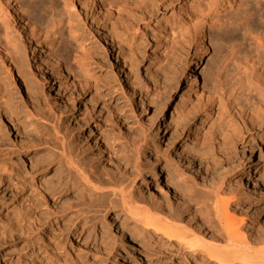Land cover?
I'll list each match as a JSON object with an SVG mask.
<instances>
[{
  "label": "rangeland",
  "instance_id": "rangeland-1",
  "mask_svg": "<svg viewBox=\"0 0 264 264\" xmlns=\"http://www.w3.org/2000/svg\"><path fill=\"white\" fill-rule=\"evenodd\" d=\"M115 1L117 14L94 8L87 0H67L66 7L57 8L55 16L60 20L53 31L51 54L61 55L57 57L62 63L69 60L66 52H60L61 47L75 54L83 73L72 64L70 67L81 74L79 82L58 75L51 67H41L43 43L28 41L19 25L14 24L20 43L18 53L0 58V264H197L170 257V253L149 256L147 244L132 240L137 224L126 222V214L114 218L121 214L118 201L113 197L97 198L78 179L53 193L41 189L42 177L53 173V166L59 164L50 165L46 174L31 173L28 158L37 154L42 143L53 145L47 136L52 133L51 125L44 123L47 128L43 130L31 124L29 114L33 111L51 115V122L62 128L85 172L103 178L112 176L118 183L128 184L129 192L142 205L156 202L166 207L170 202L175 210H185L177 215L199 238L210 240L214 229L203 217L193 219L190 215L197 207L204 212L202 198H195L199 188L196 184L223 178L228 188L232 187L230 190L237 191V215L245 219L243 232L264 236V126L243 125L228 104L230 99L224 96L222 102L213 105L209 123L196 131L204 113L190 86L194 71L200 87V71L207 79L205 84H211L212 75L231 48L240 47L238 43L246 47L243 41L235 40L239 25H245L253 12V20L258 21L262 3L236 0L230 10L204 15L209 51L199 60L191 42L182 41L172 29L161 36L157 23H184L185 4H193L189 10L195 19L200 15L202 18L199 4L205 0H197L198 4L196 0ZM53 2L41 0L43 14L50 12ZM227 122L231 127L228 132ZM159 128L163 140L181 146L194 162L211 153L215 163L210 161L211 166L205 168L206 161H202L204 168L193 173L185 158L181 163L177 161L174 150L157 137ZM223 130L227 133L222 134ZM22 146H28L29 152L23 154ZM22 171L25 174L21 176ZM247 175L257 183L256 189L252 185L249 188ZM65 179L61 171L51 184L55 186ZM7 184L9 188L4 190ZM248 197L251 202L244 203ZM121 231L138 246L134 260L123 254L128 244L120 241ZM152 239L148 238L150 243ZM165 242L161 239L158 243L165 247Z\"/></svg>",
  "mask_w": 264,
  "mask_h": 264
},
{
  "label": "bare ground",
  "instance_id": "bare-ground-1",
  "mask_svg": "<svg viewBox=\"0 0 264 264\" xmlns=\"http://www.w3.org/2000/svg\"><path fill=\"white\" fill-rule=\"evenodd\" d=\"M87 1L88 3L93 5L94 8L97 7L98 9H106V11L110 14L118 13L114 10L117 6L115 0ZM235 1L236 0H205L203 4H199V7L201 8V10L199 11L202 14V18H200V15L198 17L199 19L197 17L195 19V17L191 15L189 9L192 8L191 6L193 4L190 7L185 4L182 6L183 12L186 15L184 23H182L183 20H181L182 22L180 23L168 20L164 22L163 20H160L157 23L158 29L163 32L161 33V36L168 35L169 29H172L174 32L177 31L179 38L182 41H186L187 43L191 42L195 46L199 56V60H201L208 54L209 51L206 39V17H204V15L208 13H211V15H215L221 9L230 10V7L234 4ZM54 2L55 4H53ZM54 2L51 3L49 7L50 12L47 14H43L41 11V0H29V3L27 4L20 0H0V58H12V56L17 55L19 49L18 46L20 43L18 42L19 38L14 24H18L26 35L28 41L36 43L40 41L43 43V46L40 48L41 67H44L45 69L47 67H51L52 70L58 75L63 76L65 78L70 77L71 79L79 82L78 79L81 78L83 69L79 66L80 61L76 58V56H74L75 54H68V51L65 49V47H61L60 52H66L67 60H69L66 61L69 63H62V59L60 60L59 58L61 55H57L59 57H55L53 56L54 53L51 54V43L53 41L52 39L55 37H53V33L55 32V27L57 24H59L58 21L60 20L59 19L57 21L55 16L57 14V8L61 5L63 7L67 6V0H54ZM190 2L192 3L194 1L190 0ZM196 2L197 4L199 3L197 0ZM260 2L262 3V6L260 9L259 20H253L255 14L254 12L251 13L250 16L245 20V25H239L240 30L238 36L235 37V40L239 39V41H243L244 44H246V47L242 48L243 45L238 43L240 47L234 46L231 48L229 54H227L225 59L221 62L222 64L219 69L216 71L214 76L212 75L213 79L211 81V84H205V81L207 79H204L203 71H200V77H202L203 81L201 87L199 86V77L195 73V71L191 74V90L194 92L197 98L198 107H200V109L202 108V111L204 113V116L201 117L200 122L196 127V131L202 129L205 124L209 123V120L212 117L213 105L216 101L222 102L224 96H227L226 99H230V101H228V104L233 109H235L236 112L234 113V115H236V117L241 121L243 125L249 123L253 126H264V0H260ZM223 39H219L218 42H224ZM161 44L162 43L160 39L158 49H160ZM105 46L106 45H103L102 48H105ZM227 63H229V65H227ZM71 64L74 67H77L81 74L75 71L76 68H71ZM197 66L198 65H196V68ZM83 82V80L82 82L80 81V83ZM251 93L254 95L252 96ZM221 111H223V109ZM33 112L29 114L31 116V119L30 117H28L31 121V124H34V126L39 129L42 128L43 130L47 128L46 124H49V126L51 125L52 133L46 135L50 138V140H52L53 145L51 146L43 140L45 143L43 144L41 142L42 144L39 145V150L37 154L34 156L32 155L28 158V162L31 167V173H39L41 175L46 174L50 165L54 163L59 164L56 165L58 167L53 166V173H49L42 177L39 183L41 189H46L53 193L57 189L59 190V188L61 187H68L69 183H71L72 181L76 182L78 179V182L83 183L85 188H87L92 193V195L96 196L97 198L113 197V199L115 201H118L119 205L121 206V214L114 215V218L121 219L123 218L122 216L126 214V222H134L135 224H137V228L135 229L137 239H135L136 237H132V240L134 239L138 242L140 241L144 245L147 244L146 247H144L146 248V252L151 257L170 253V257L175 255L177 257H181L186 262H191L194 260L195 262H197V264H264V236H261L262 238L259 236L260 234H255V236L251 234L250 236H247V234L243 232V225L245 224V219L242 217L239 218V215H237L239 214L236 208L238 206V199L236 198V196L238 197V195H236L237 191L235 190V192L233 191V189L230 190L232 187L230 189L228 188L225 182V178L221 180L211 181L205 185L198 183L196 184V187L199 188L196 190L197 195H195V198H202L203 201H201V206H203L204 212L200 211L201 207L200 209H198V207L196 206L197 208L190 215H193V219H198L199 216L203 217L205 220L204 222L206 224H209L210 227L214 229V234L210 236V240L199 238L195 233H193V231L190 230L191 227L183 224L181 217L177 215L178 211L185 213V210H175L172 207V204H170V202L168 201L167 202L169 203V205L166 207L162 204H155L156 202L153 203L155 205H153L152 203V205H142L138 203V200H135L133 198L132 194L129 192L128 184L127 186L123 185V183H118L117 180L114 179V177L112 176L107 175V178L104 176L106 178L105 179L95 173L88 174L87 172H85L78 155L72 149L73 147H70V144L65 134L62 133V128L60 129L56 123L51 122V115H47L44 111L43 113ZM47 112L49 113V111ZM218 118L219 121L217 122L219 123L220 117ZM162 125L165 124L162 123ZM218 125L217 127H219ZM224 129L226 130L225 127ZM225 130L222 131V134L223 132L225 134L226 131H231L229 122H227V130ZM161 132L162 131H160L159 128L157 132V137L162 141L163 137H160ZM232 137L233 139L235 138V136ZM168 140L169 139H164L163 142L165 143V146L174 150V158H176L177 161H179L180 163L185 158V164L188 168H191L193 173H199V168L204 164H202V161H206V166H204L205 168L207 167V165L211 166V163H209L210 161L213 162V164L215 163L210 153V157H208V155L206 156L208 158L203 157L199 160H196V162H198V166L193 167V165L196 164L193 158H191L193 160L192 162L190 157L188 156V153L181 146H173L172 144L168 143ZM223 140L221 142H223ZM228 140L229 139H227V141ZM219 142H217V144ZM222 145L223 144H221L220 147H222ZM27 147L28 146H22L23 154L29 152L27 151ZM137 150L139 153V150H141V148H138ZM165 153H167V151ZM164 156L166 155L164 154ZM216 163H218L217 160ZM3 171L6 172V169H3ZM61 171L63 172L66 179L60 181L55 180L58 183L56 182L57 184L53 186V184H51L52 180H54L55 175L60 174ZM23 174H25L24 171L19 173V175L21 176ZM246 180L247 184L249 183V188L251 185L254 189L257 188V183L255 181H252L248 175L246 176ZM26 181L27 180L24 181L25 184L28 183ZM25 184L24 186H26ZM17 185V183L14 184L13 188H16ZM6 186L7 187L4 190H7L9 188L8 184ZM29 188L32 187L30 186ZM238 188L240 190V187ZM225 194H232L233 196L229 198L223 197V195ZM190 197L192 198V195ZM250 202V197H248V199L244 201V203ZM189 206L190 205H188V207ZM110 223L112 222L110 221ZM119 237L120 241L123 244H128V248H126L123 252L124 256L129 260H134L136 257L138 246H135L134 241H129L126 234H124L122 231L120 232ZM148 238H153L152 240L154 241L150 243ZM161 239L166 240L165 247H160L158 242ZM116 264H120V262L118 261V263Z\"/></svg>",
  "mask_w": 264,
  "mask_h": 264
}]
</instances>
